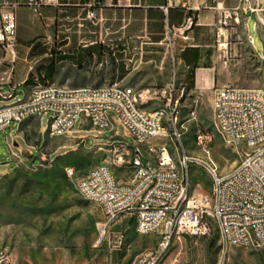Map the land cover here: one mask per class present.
<instances>
[{"label":"built area","instance_id":"built-area-1","mask_svg":"<svg viewBox=\"0 0 264 264\" xmlns=\"http://www.w3.org/2000/svg\"><path fill=\"white\" fill-rule=\"evenodd\" d=\"M164 8L194 10L191 0H168ZM60 0H28L27 5L37 17L45 6H59ZM18 3L9 4L0 0V47L6 52L17 49ZM88 18L95 20L96 12ZM239 20L237 14L224 12L221 25L231 26V20ZM196 25L193 16L179 30L185 39ZM176 33V32H174ZM168 32V47L175 49ZM253 45L254 40L250 37ZM176 61V57H172ZM2 63V61H0ZM5 76H0L5 81ZM136 94H144V101H136ZM188 91L186 86L176 87L175 77L163 88L143 90L119 84H104L98 87H66L50 84V91L40 92V86L32 90L33 103L18 100L17 113L0 114V130L17 125L27 113L35 118L50 115L54 120L53 134L65 136L71 132L79 118L100 132L109 131L111 121H120L133 139L134 150L109 147L114 156L94 168L93 173L77 177L73 168H67L69 178L81 183L83 199L94 203V195L106 196V203H94L102 208L106 223L102 226V238L121 218H135L138 209H145L141 236L155 235L157 244L146 249L134 264H159L169 250L174 238L181 236H206L210 222L217 225L221 248L227 254L231 247L260 249L264 246V90L223 87L217 89L213 98L214 126L224 131L227 146L238 154L237 164L222 173L208 146L212 140L206 134L197 135L203 159L193 158L182 143L188 131L187 123L181 122V107ZM0 96H3L0 94ZM7 100L15 99L10 93ZM145 98L161 101L155 109L145 107ZM108 105H115V114H108ZM196 120V113L189 120ZM114 133L112 139L116 138ZM176 140L183 148L184 172L172 166L173 152L159 140ZM141 143H148V151H154V159L146 160L140 154ZM175 147H178L175 144ZM51 161V160H50ZM52 162V161H51ZM193 163L209 169L212 177L211 194L192 192L189 169ZM156 164H165V171H156ZM129 170L127 178H133V187H125L124 180H112V170ZM177 212H184V219H177ZM152 216L166 222V235H159L157 226H152ZM119 246L124 235L115 236ZM0 264H14L12 253L0 246Z\"/></svg>","mask_w":264,"mask_h":264},{"label":"rangeland","instance_id":"rangeland-1","mask_svg":"<svg viewBox=\"0 0 264 264\" xmlns=\"http://www.w3.org/2000/svg\"><path fill=\"white\" fill-rule=\"evenodd\" d=\"M238 17V21L231 20L230 41L221 51L220 87L264 90V57L254 50L264 52L263 42L254 37L253 48L245 20L239 14ZM254 23L252 17L248 22L250 33L254 32ZM172 57H176L175 62ZM137 72L132 85L140 90L166 87L174 77L178 84L183 83V66L177 53L171 54L170 49L164 69L147 70V66H142ZM154 76L165 81L153 82ZM186 88L181 122L187 123L188 131L183 134V146L191 157L203 159L197 135L211 137L208 146L220 171L226 173L239 157L214 126L213 97L197 96ZM19 93L15 99H0V109L24 101L26 94ZM149 100L145 104L147 109L162 106L161 101ZM194 112L196 120L189 122ZM114 124L115 132H100L90 123L83 124L81 117L67 135L52 137L51 116L45 115L41 122L33 120L24 125L21 136L17 135V125L0 130V246L12 253L14 264H134L142 252L155 247L158 239L155 235H138V216L121 218L102 238V226L106 223L102 208L83 199L76 179L67 176L69 167L77 177H83L113 157L107 147L111 141L133 146V139L122 123L117 120ZM114 133L117 137L112 139ZM158 143L166 144L178 161L177 150H183L179 142L164 139ZM114 174L125 182L133 181L127 178L129 170L114 169ZM189 174L193 193L211 194L208 168L193 163ZM210 228L206 236L174 238L159 264H264V246L260 249L234 246L224 254L217 225L212 220ZM158 232L160 235L161 229ZM119 234L124 235L122 246L116 242L115 236Z\"/></svg>","mask_w":264,"mask_h":264},{"label":"crops","instance_id":"crops-1","mask_svg":"<svg viewBox=\"0 0 264 264\" xmlns=\"http://www.w3.org/2000/svg\"><path fill=\"white\" fill-rule=\"evenodd\" d=\"M18 3L17 49L14 53L0 47L1 100L22 91L29 99L36 87L56 84L66 87H98L104 84L130 86L142 66L164 69L168 54V32L183 66V83L188 70L194 69L197 96L214 98L220 87V57L230 41V28L221 25L224 12L241 15L250 37H260L264 45V0H191L194 10L164 8L168 0H60L59 6H45L37 17L28 0ZM97 18L90 20V12ZM196 25L186 38L181 30L189 17ZM255 18L250 33L248 22ZM254 48V43H253ZM255 52L264 57V52ZM161 73H159L160 75ZM153 82H164L160 76ZM185 85V84H184ZM136 89L137 86L135 87ZM18 125V136L24 134ZM50 135V134H49ZM40 146L43 148L45 144ZM29 144L27 138H24ZM92 171V170H91ZM90 171V172H91ZM89 172V173H90ZM87 175V174H86ZM85 176V175H84Z\"/></svg>","mask_w":264,"mask_h":264},{"label":"bare ground","instance_id":"bare-ground-1","mask_svg":"<svg viewBox=\"0 0 264 264\" xmlns=\"http://www.w3.org/2000/svg\"><path fill=\"white\" fill-rule=\"evenodd\" d=\"M15 54V53H14ZM176 87H184V84H178L176 81ZM50 91V86L40 88V92ZM151 98H145V104H147ZM136 101H144V94H136ZM22 103H33V95L29 99H25ZM18 111V103L12 105L10 107H5L0 109V114L4 113H17ZM108 114H115V105H108ZM35 118L34 113H27L24 119L19 120L18 125H22L25 121ZM54 129V120H51L50 125V134H52V130ZM115 124L114 121L109 123V130L115 132ZM224 134V131H221ZM54 137H59L60 134H53ZM112 147H120V144H113ZM124 151L134 150L133 146H128L126 143H123ZM178 153V161L176 160V156H173L172 166L177 168V172H184V163H183V150H177ZM176 151V152H177ZM140 154L146 155V160L154 159V151H148V143H141L140 146ZM156 171H165V164H156ZM94 169L90 172L93 173ZM112 180H119L114 174V170H112ZM125 187H133V181L125 182ZM77 188L79 192H81V183L77 182ZM94 203H106V196L104 195H94ZM135 216H138L139 229H142L145 209H138ZM177 219H184V212H177ZM152 226H157V229H161L160 235H166V222H160L159 216H152Z\"/></svg>","mask_w":264,"mask_h":264},{"label":"trees","instance_id":"trees-1","mask_svg":"<svg viewBox=\"0 0 264 264\" xmlns=\"http://www.w3.org/2000/svg\"><path fill=\"white\" fill-rule=\"evenodd\" d=\"M194 80H195L194 69L188 70L184 79L185 86H187L189 89H192L194 87Z\"/></svg>","mask_w":264,"mask_h":264}]
</instances>
